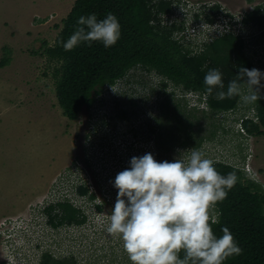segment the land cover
Listing matches in <instances>:
<instances>
[{
  "label": "rangeland",
  "instance_id": "obj_1",
  "mask_svg": "<svg viewBox=\"0 0 264 264\" xmlns=\"http://www.w3.org/2000/svg\"><path fill=\"white\" fill-rule=\"evenodd\" d=\"M206 1L219 4L220 17L213 26L203 19L192 22L190 16L184 20L183 41L192 49L213 34L237 32L235 20L264 0ZM73 2L0 0V60L9 57L0 66V264H41L45 251L75 264H131L122 241L106 227L118 192L112 181L133 156L150 152L157 161H173L197 149L244 172L250 168L249 176L264 189V137L239 130L240 118L251 114L246 105L211 113L179 88L163 90L161 78L140 67L118 80L111 95L103 91L97 106L67 119L55 95V64L43 44L54 43ZM241 35L246 52L253 54V68L264 71V31L248 27ZM116 108L124 109V120L111 118ZM158 123L160 146L148 134ZM118 132L124 136L117 138ZM82 182L95 193L93 201L75 194ZM62 198L86 215L82 225L53 228L46 223L42 208Z\"/></svg>",
  "mask_w": 264,
  "mask_h": 264
},
{
  "label": "trees",
  "instance_id": "obj_2",
  "mask_svg": "<svg viewBox=\"0 0 264 264\" xmlns=\"http://www.w3.org/2000/svg\"><path fill=\"white\" fill-rule=\"evenodd\" d=\"M175 1L74 0L62 20L54 43L48 46L43 44L44 53L55 64V95L67 119L74 120L81 110L92 109L105 85L123 79L129 70L136 67L159 76L163 90L170 85L173 89L179 88L180 92H198L204 98V107L211 113H230L240 106L245 107L239 97L217 99L216 92L219 89L214 90L211 96L207 95L203 82L210 69H219L223 74V90L226 91L228 83L236 78L240 67L253 68V54L246 52L244 38L231 31L218 33L212 40L203 42L200 49L197 46L196 49L190 48L183 41L184 33L177 36L185 28L184 22H168L162 17L163 14L172 13ZM219 12V4L211 3L203 16L204 21L213 24L220 17ZM91 13H95L98 19H103L109 13L115 15L121 25L120 39L109 48L100 42H82L70 51L65 50V43L80 27L77 19ZM224 15L229 16L226 12ZM241 23L244 25L243 30L254 27L264 31V1L244 12ZM8 62L9 57L4 56L0 66ZM261 92L264 94L263 89ZM246 108L252 114L240 118L239 130L248 135L264 137V98L246 105ZM251 115L255 117L254 120ZM160 126L158 123L150 129L151 132L159 129L158 146L161 145ZM183 142L189 143L190 140ZM195 142L197 147L198 139ZM214 161L219 173L227 175L235 172L238 178L227 197L217 202L210 214L218 220L212 225L214 233L220 236L224 228L229 229L242 250L239 255L228 257L224 264H264V189L241 167L222 160ZM74 191L77 196L86 197L89 202L95 199V193L89 191L86 182L77 184ZM53 202L44 209L45 221L49 226L58 228L82 225L85 222L86 215L68 198ZM94 206L98 211L101 209L98 203ZM183 255L181 252V258ZM41 264L75 263L66 258H54L45 251L41 255Z\"/></svg>",
  "mask_w": 264,
  "mask_h": 264
},
{
  "label": "clouds",
  "instance_id": "obj_3",
  "mask_svg": "<svg viewBox=\"0 0 264 264\" xmlns=\"http://www.w3.org/2000/svg\"><path fill=\"white\" fill-rule=\"evenodd\" d=\"M210 6L211 2L206 0H176L173 11L178 10L177 15L172 11L162 17L164 21L171 17L176 22H185L190 16L192 22H200ZM180 11H184L182 17L178 16ZM235 22L234 27L240 24L244 28L241 18ZM77 24L80 27L65 43V50L70 51L82 42H100L109 48L121 36L119 20L111 13L103 19H98L95 13L80 16ZM187 28L185 26L177 36L186 34ZM203 42L208 41L202 39L197 48L200 49ZM222 77V72L216 68L205 74L203 82L207 95L219 89L217 99L239 97L243 105L264 98L261 92L264 71L240 67L226 91ZM115 84L105 85L104 91L109 90L107 94L111 95L110 89ZM182 93H189L205 104L198 92ZM185 151V156L173 161H157L150 152L133 156L129 167L117 173L112 181L118 192L106 231L119 237L131 264H224L228 257L242 251L229 229L224 228L220 236L214 233L212 225L218 220L210 215V209L224 200L235 186L236 173L222 175L215 161L206 158L202 151ZM181 252L184 253L182 258Z\"/></svg>",
  "mask_w": 264,
  "mask_h": 264
},
{
  "label": "flooded vegetation",
  "instance_id": "obj_4",
  "mask_svg": "<svg viewBox=\"0 0 264 264\" xmlns=\"http://www.w3.org/2000/svg\"><path fill=\"white\" fill-rule=\"evenodd\" d=\"M104 91V90H103ZM103 91L101 92V94L98 96V99L96 100L97 102L94 104V105H96L97 106V103L99 104V99H101V95H102V93H103ZM83 110H86V109H83ZM82 111V110H81ZM124 113H125V111H121V109L119 110L118 108H116L112 113H111V118L112 119H121V120H124L125 119V116H124ZM126 115V114H125ZM110 126H111V122H110ZM111 132H113V130L111 131ZM145 134V133H144ZM144 134H143V138H144ZM148 134L149 135H152V136H154V138H155V140L157 141V139H158V137H157V134H156V132L154 131V132H151L150 130L148 131ZM122 137V136H124V134L121 132L120 134H119V132L117 133V138L118 137ZM156 136V137H155ZM116 138V139H117ZM140 142H142V141H140ZM158 146V145H157ZM76 162H77V160H75Z\"/></svg>",
  "mask_w": 264,
  "mask_h": 264
},
{
  "label": "built area",
  "instance_id": "obj_5",
  "mask_svg": "<svg viewBox=\"0 0 264 264\" xmlns=\"http://www.w3.org/2000/svg\"><path fill=\"white\" fill-rule=\"evenodd\" d=\"M226 24H223L222 26H221V28L222 29H224V27H226L225 26ZM240 24L239 25H237V27H236V31L237 32H235V31H233L234 32V34H241V31H243V27L241 26V28H240ZM227 28V27H226ZM235 28V27H234ZM232 32V31H231ZM192 96H193V94H192ZM192 98H194V96L192 97ZM245 171H246V174L249 176V172L248 171H250V168H246L245 169ZM250 178H254V177H252V176H249Z\"/></svg>",
  "mask_w": 264,
  "mask_h": 264
}]
</instances>
